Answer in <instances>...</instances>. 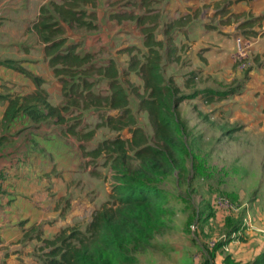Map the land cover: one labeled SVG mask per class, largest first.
Listing matches in <instances>:
<instances>
[{
	"label": "crops",
	"instance_id": "1",
	"mask_svg": "<svg viewBox=\"0 0 264 264\" xmlns=\"http://www.w3.org/2000/svg\"><path fill=\"white\" fill-rule=\"evenodd\" d=\"M48 2L36 4L33 20L28 8L36 0H16L25 11L0 0V94L14 100L37 91L31 78L7 65L14 62L16 68L42 79L41 89L49 94V103L60 107L65 103L63 85L34 29L41 7ZM95 12L98 30L68 32L69 42L79 44V51H90L104 62L118 61L125 54L128 68L132 56L128 50L136 43L117 48L116 39L122 35L138 38L146 54V31L152 29L156 41L174 47L172 57L163 53L165 69L183 66L185 52L197 65L195 73L217 78L222 63L233 65L236 39L247 30L241 26L264 16V0H147L145 5L141 0H97ZM23 13L30 16L28 22ZM140 17V23L133 19ZM181 19L189 23L176 24ZM251 51L264 54V36L254 39ZM8 106L9 101L0 103V264H39L31 257L32 245L41 244L34 235L41 231L42 238H53L90 207L84 189L90 158L81 149L85 143L66 134L65 126L56 120L38 125L21 112L6 122ZM252 213L254 222L245 218L235 226L220 224L219 230L203 224L199 238L165 240V245L175 249L159 253L158 264H226L227 258L232 264H264V208L256 207Z\"/></svg>",
	"mask_w": 264,
	"mask_h": 264
},
{
	"label": "trees",
	"instance_id": "2",
	"mask_svg": "<svg viewBox=\"0 0 264 264\" xmlns=\"http://www.w3.org/2000/svg\"><path fill=\"white\" fill-rule=\"evenodd\" d=\"M143 1L145 5L147 0H141L142 4ZM96 6L97 0L51 2L41 7L39 20L34 25L45 44L49 65L63 85L64 105H51L49 94L41 89L44 81L16 68L14 62H7V65L31 78L38 87L37 91L14 100L9 95L0 94V103L9 101L6 122L21 112L28 114L38 125L56 120L57 125L65 126L66 134L85 143L81 149L92 160L113 155L126 158L131 151L138 167L132 172L115 168L117 183L110 196L111 201L93 214L84 231L67 227L48 239L39 233L36 239L43 245L42 254L38 256L40 264H139L138 254L161 248L155 242L156 237L171 229L166 220L173 215L169 206L170 195L158 182L163 176L187 171L185 152L188 148L176 126L179 119L177 108L184 97L178 96L174 80H167L164 76L163 53L174 55V47L156 41L151 29L146 31V54L138 58L134 56L137 48L128 50L132 58L127 72L140 76L144 82L140 106L149 115L154 131L151 140L132 128L135 120L130 110V95L124 86L126 81L121 82L122 73L116 63L109 60L101 64L95 54L79 51V44L69 42L67 33L70 29L98 30ZM133 19L142 22L141 17ZM263 21L264 16L253 18L241 29L252 28ZM188 23L187 19L176 22L181 26ZM97 77L107 82L109 93L96 91ZM207 93L213 94L211 91ZM212 101L213 98H209V102ZM93 111L105 114L97 117L99 121L92 130L84 132L80 129L84 116ZM114 111L117 114H110ZM101 128L116 133L128 129L132 138L124 140L117 137L87 150V144L94 140ZM226 264H232L229 258Z\"/></svg>",
	"mask_w": 264,
	"mask_h": 264
},
{
	"label": "rangeland",
	"instance_id": "3",
	"mask_svg": "<svg viewBox=\"0 0 264 264\" xmlns=\"http://www.w3.org/2000/svg\"><path fill=\"white\" fill-rule=\"evenodd\" d=\"M6 1L9 6L19 5L23 11L26 10L25 6L17 4L16 0L15 3H9L13 0ZM43 1L48 0H36L37 3L28 8L32 19L36 17V4L39 6ZM20 2L23 3L25 0ZM49 3L51 0L45 5ZM23 14L28 22L30 16ZM258 24L242 32L240 37L251 42L260 36L263 37L264 22ZM78 30L70 29L68 32L76 33ZM138 42V38L122 35L116 39V47L122 48L127 44L136 43L134 48L137 50L134 51V56L141 58L144 49ZM233 54L231 55L233 65L228 67L222 63L218 79L202 72L195 73L193 70L197 65L191 63L192 57L185 52L183 66L171 64L170 70L164 69L165 78L167 80L172 78L178 89V96L184 97L177 108L176 115L179 119L176 126L188 148V152H185L187 171L183 174L163 176L158 182V185L170 195L169 206L173 215L166 217V220L171 229L156 237L155 242L161 248L138 254L139 264H158L159 253L165 254L175 249L165 245L167 244L165 240L199 238V228L203 224L215 225L219 230L220 224L235 226L245 218L254 222L252 210L256 207L264 208V76L261 70L264 69V54L250 51L245 67L234 62ZM118 57V61L114 62L122 73L121 82L126 81L124 86L129 91L130 110L135 120L132 128L138 129L142 135L152 140L154 131L148 112L140 106L144 82L140 76L127 72L125 54ZM98 61L100 62L99 59ZM102 62L104 61L100 63L103 64ZM124 73L128 75L124 76ZM222 75L223 78H220ZM96 80L99 82L96 91L109 93L107 82L99 77ZM209 98H213V101L209 102ZM100 114L105 113L101 111L86 113L80 129L84 132L92 130L98 123L97 117ZM110 114L115 115L117 112ZM117 137L130 140L132 133L128 129L116 133L101 128L97 130L94 140L87 144V150H93L99 143ZM88 158L90 160L87 167L90 171L84 189L90 207L86 212L80 213V219H76L68 226L80 228L82 231L92 221L93 214L111 201L110 196L117 183L115 168L132 172L138 167V162L131 151L126 158L116 155L101 157L95 161L91 157ZM220 199L227 200L232 208L221 209L216 203ZM69 206L70 203H67L65 208L68 209ZM39 233L42 232L39 231L34 236L37 237ZM42 246L33 244L31 249L32 259L39 264L38 256L42 254Z\"/></svg>",
	"mask_w": 264,
	"mask_h": 264
},
{
	"label": "built area",
	"instance_id": "4",
	"mask_svg": "<svg viewBox=\"0 0 264 264\" xmlns=\"http://www.w3.org/2000/svg\"><path fill=\"white\" fill-rule=\"evenodd\" d=\"M251 47H252L251 41H249L248 39L242 38V37H238L236 39V50L232 57L234 62L237 64L240 63L242 64L243 67H245L246 60L248 59L249 53L251 51ZM216 203L221 209H231L232 208L230 203L225 199H220ZM0 210H1V205H0ZM192 229L194 230V227Z\"/></svg>",
	"mask_w": 264,
	"mask_h": 264
}]
</instances>
